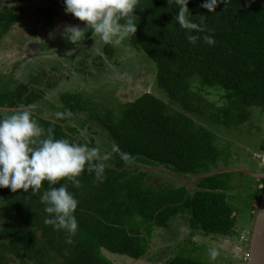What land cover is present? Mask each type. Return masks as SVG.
<instances>
[{"label":"trees","instance_id":"16d2710c","mask_svg":"<svg viewBox=\"0 0 264 264\" xmlns=\"http://www.w3.org/2000/svg\"><path fill=\"white\" fill-rule=\"evenodd\" d=\"M204 2L189 0L186 13L204 29L201 32L189 33L180 26L176 21L180 5L175 0H139L133 11L137 32L120 45L103 43V55L90 58L77 51L59 73L52 66H41L20 81L12 72L21 59L11 65L12 70L0 68V106L4 108L0 116L21 105H34L35 119L44 129L37 139L45 138L51 130L55 139L87 144L110 154L100 174L93 167L77 178L79 187L67 178L55 185L65 184L79 201L75 212L78 230L71 244L66 243L65 230L45 223L49 214L39 197L47 182L36 194L31 189L12 192L0 188V264H119L123 257L141 260L150 252L154 231L169 228L178 214L185 216L192 231L235 235L240 208L229 199L230 173L205 177L189 192L187 182L169 174L165 173L174 182L155 178L157 185L153 186L149 182L155 172L127 168L163 167L189 179L223 165L228 168L229 132L254 131L256 127L254 108L264 109V0H228L218 3L212 13L201 7ZM30 14L35 18L32 25ZM63 15V0H42L37 6L33 0H0V47L20 40L28 50L34 45L30 36L36 33L42 36L35 44L48 49L55 41L44 34L53 30ZM190 34L199 39L190 43ZM96 35L86 29L85 38L76 45L65 38L62 49H75ZM205 35L212 36L215 43L204 42ZM125 46L155 62V67L149 66L156 72L155 90L132 100H123L115 92L116 83L103 80L114 68L131 66V60L118 65ZM79 77L87 84L96 79L98 85L88 84L86 92L67 88L47 103L45 94L55 90L60 80ZM105 86L111 89L108 95L102 89ZM39 101L45 102L43 108L37 105ZM65 110L72 115L58 118L57 113ZM113 145L119 152L112 151ZM120 153H126L128 159H122ZM169 263L208 264L183 256Z\"/></svg>","mask_w":264,"mask_h":264},{"label":"rangeland","instance_id":"374dc122","mask_svg":"<svg viewBox=\"0 0 264 264\" xmlns=\"http://www.w3.org/2000/svg\"><path fill=\"white\" fill-rule=\"evenodd\" d=\"M47 1L48 0H46V2ZM33 3L37 6L42 3V0H33ZM29 17H32L31 20H29L31 21L30 25H32L35 20L34 15L30 14ZM68 25H79L81 28H84L85 22L79 21L72 14L63 15V17L57 21L56 27L48 32L49 35L44 34L46 39L52 38L55 41L48 49H42V43L35 44V39L42 36V34L36 36V33L30 36L32 37L31 40L34 45L28 50L27 48L29 47H26L27 44L24 43L23 47V42L20 40L19 42L14 40L13 44L8 47L1 46L0 51L2 49L5 50V55L0 56V68L3 71L12 70L14 65H11L21 59L22 62L17 65L12 72L13 77L20 81L24 79L25 75L29 74V71L37 67L42 66L44 68H51L52 66L57 71L60 68L62 69L63 66H65L64 62H67L66 59H68L71 54H76L77 51L84 52V54L90 58H94L98 53L102 52L101 46L105 42H103L98 35H96L94 40L84 42L75 49H62L61 42L65 39L63 30L64 27ZM20 44L22 47L18 46ZM120 53L122 55L119 57L118 65L125 64L128 60H131V66H125V68L124 66H119L118 68H114L112 72L106 73L107 76L104 77L103 80L106 79L109 83H116L117 88L115 92L119 94L123 100H132L143 92L154 91L156 87V72L154 73V70H151L149 66L155 67V62L150 58H148L150 61L148 62L143 55L131 49L129 46H125V50ZM68 65L70 64L68 63L67 66ZM55 70L52 68L51 71ZM63 71L65 73L67 72L65 69ZM19 84L20 82H16V85ZM88 84L98 85V82H96L95 79L94 81L90 80ZM88 84L82 77L78 79L72 78L70 81L64 79L60 80L59 84H56L57 88L55 90H51V92L45 94L46 101L48 103L49 98H53L56 94H60L61 91L67 88L85 91L89 87L87 86ZM94 87L92 90H94ZM102 89L106 95L111 91V89L107 90V86ZM157 94L159 95L158 92ZM44 103V101H39L37 105L43 108L45 105ZM0 109L4 108L0 106ZM254 109V120L257 127L253 129L254 131L243 128L238 133H228V136H230V152L228 153L231 154L229 157V167L241 166L251 172H263L264 150L262 145L264 144V109L261 107H255ZM51 110L52 109L48 110V114L53 116L54 112ZM100 142L101 140L98 139L97 143ZM222 167L225 168L224 165ZM152 177L154 179L151 178V182L149 183L153 186L157 185L155 182L156 179L169 182L175 181L174 178L160 172H155L152 174ZM228 181L229 187L231 188L229 199L240 208V217L235 226V235L221 236L207 234L200 230L192 231L187 226L188 223L185 216L178 214L173 216L169 228H157L154 231L151 238V247L149 248L150 252L145 255L144 261H135L123 257L119 259V264H170L169 261L171 259L180 256L199 259L208 264H245L255 213L257 211L256 207L259 203L260 191L261 187L264 185V180L256 179L255 181V178L249 175L241 172H231ZM254 197L255 199H253ZM252 199L253 201L251 202ZM211 248H216L220 253L215 261L210 260L208 256V251ZM49 261L52 262L51 258ZM54 264H56L55 261ZM60 264H62V261H60Z\"/></svg>","mask_w":264,"mask_h":264},{"label":"clouds","instance_id":"9594fccd","mask_svg":"<svg viewBox=\"0 0 264 264\" xmlns=\"http://www.w3.org/2000/svg\"><path fill=\"white\" fill-rule=\"evenodd\" d=\"M175 2L180 5L176 16L180 26L189 33L193 30L203 31L200 25L191 22L186 16L189 0ZM227 2L228 0H205L201 7L212 13L216 11L218 3ZM63 3L66 14H72L79 21L85 22L84 28L79 25L64 27L63 36L73 45L85 38V29H91L103 42L114 46L120 45L125 38L137 32L133 11L139 0H63ZM121 20L124 22L121 23ZM197 39L199 37L196 35L188 36L190 43H195ZM203 40L209 45L215 43L214 38L209 35H205ZM33 108L34 105H21L11 114L0 116V188H9L12 192L21 189L28 192L31 189L32 194H36L47 182L46 190L39 197L46 205L44 211L49 214L45 223L56 230H65L68 234L66 243L71 244V237L78 230L75 212L79 201L65 184H59V187L55 185L67 178L74 186L79 187L80 181L77 178L93 167L100 174L105 166L104 161L110 158V154H102L99 148L89 147L87 144L55 139L51 130L45 138L37 139L44 135V129L37 123ZM71 115L70 110L57 113V117L61 119ZM112 151L119 152L118 146L113 145ZM120 156L124 160L128 159L126 153H120ZM219 254L216 248L208 251L212 261Z\"/></svg>","mask_w":264,"mask_h":264},{"label":"water","instance_id":"95a60500","mask_svg":"<svg viewBox=\"0 0 264 264\" xmlns=\"http://www.w3.org/2000/svg\"><path fill=\"white\" fill-rule=\"evenodd\" d=\"M136 167H141L152 172H162L174 176L180 180L187 182L188 191H192L197 183L205 177H210L217 174L231 173V172H241L243 174L254 177L257 180H264V171L263 172H251L248 169L241 166H233L228 168H219L215 171L209 173H203L194 178H186L177 175L176 173L165 169L163 167H149L146 165H138L134 167H127L128 169H135ZM245 264H264V186L261 189V194L259 196V203L257 211L255 213V218L253 222L252 232L248 245V252L246 257Z\"/></svg>","mask_w":264,"mask_h":264},{"label":"crops","instance_id":"0c3cea01","mask_svg":"<svg viewBox=\"0 0 264 264\" xmlns=\"http://www.w3.org/2000/svg\"><path fill=\"white\" fill-rule=\"evenodd\" d=\"M108 255L110 254L109 252H106ZM114 259H116V256H112ZM145 260V257L143 258V259H141V260H135V261H144Z\"/></svg>","mask_w":264,"mask_h":264},{"label":"built area","instance_id":"2783aa9c","mask_svg":"<svg viewBox=\"0 0 264 264\" xmlns=\"http://www.w3.org/2000/svg\"><path fill=\"white\" fill-rule=\"evenodd\" d=\"M263 187H261V189H262Z\"/></svg>","mask_w":264,"mask_h":264}]
</instances>
